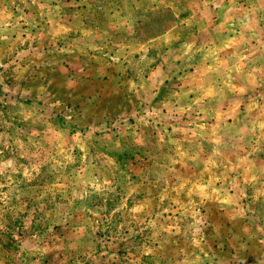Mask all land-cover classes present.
Masks as SVG:
<instances>
[{"label":"rangeland","instance_id":"1","mask_svg":"<svg viewBox=\"0 0 264 264\" xmlns=\"http://www.w3.org/2000/svg\"><path fill=\"white\" fill-rule=\"evenodd\" d=\"M263 46L264 0H0V264H264Z\"/></svg>","mask_w":264,"mask_h":264},{"label":"crops","instance_id":"2","mask_svg":"<svg viewBox=\"0 0 264 264\" xmlns=\"http://www.w3.org/2000/svg\"><path fill=\"white\" fill-rule=\"evenodd\" d=\"M233 43V42H232ZM232 47V45H226V47H224V49L226 50V48H230ZM264 48V46H263ZM262 63H264V61L262 60ZM160 70H162V66L161 65H156L154 66V68L151 70L150 73L146 74L143 79H145V86L147 88H157L159 89L161 87V85L159 84H162V82H164L165 80L167 79H170L172 78V75L170 74H166V72H161ZM164 71V70H163ZM213 75V73H210ZM196 75H193L190 76V78H192V80L194 82H200L202 80V78L196 76ZM174 77V76H173ZM211 77L208 76V78ZM186 78H189V77H186ZM214 79L212 80H215L216 81V76L214 75L213 77ZM225 80H227L228 76L226 75L225 76ZM183 80V79H182ZM231 81V79H230ZM196 88H194L191 92V94H194V98H193V103H182L183 102V98L182 96H179L178 98L174 97L172 98V100L170 101L171 103V109L173 110H185L186 113H193V117L196 118V114L195 113H203V108L200 107L198 108L196 106L197 102L199 101H207V102H212L214 104L213 106V110L211 111H208L206 110V113L208 114V116H210V112L212 114V116L214 114H226L228 113L227 110H228V107H229V104L226 100H224V104H222V102L220 101L221 99V94L222 92L217 89H211V90H201L199 89L198 87H200V85H195ZM156 89V90H157ZM153 95L151 96H157V93L155 90L152 91ZM163 101H166V100H163ZM149 102V101H148ZM166 106V105H165ZM150 107H153L152 104H149V103H145V110H150ZM214 111V112H213ZM208 123L206 121H203V127H206L207 130L209 131V133L205 134L203 136V138L208 142L207 144V148L205 147V142L203 141H197L196 139V148L195 150L192 152V155L193 157H190V158H187V159H194V158H197L198 160H202V161H210V162H214V161H220V157L214 153V144L216 142L217 139L214 138L215 134H212L211 135V130L213 128H211V126H209V124L207 125ZM190 126H193V124H190ZM198 126H202V125H198ZM195 131H198L200 132L201 129L199 130L198 128H195ZM203 132V131H201ZM193 136V135H192ZM210 145L212 146V150H210ZM186 154H189V153H186Z\"/></svg>","mask_w":264,"mask_h":264}]
</instances>
